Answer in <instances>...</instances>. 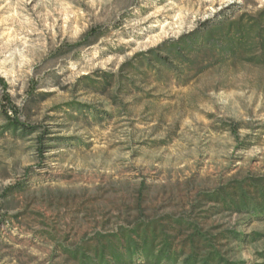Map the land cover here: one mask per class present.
<instances>
[{
    "label": "rangeland",
    "instance_id": "1",
    "mask_svg": "<svg viewBox=\"0 0 264 264\" xmlns=\"http://www.w3.org/2000/svg\"><path fill=\"white\" fill-rule=\"evenodd\" d=\"M226 19L252 34L225 58L162 51ZM139 231L178 264L191 239L264 264V0H0V264L112 259Z\"/></svg>",
    "mask_w": 264,
    "mask_h": 264
},
{
    "label": "trees",
    "instance_id": "2",
    "mask_svg": "<svg viewBox=\"0 0 264 264\" xmlns=\"http://www.w3.org/2000/svg\"><path fill=\"white\" fill-rule=\"evenodd\" d=\"M221 21L218 24H210L208 22L203 27L197 29L192 34L181 37L177 41L172 42L169 46L162 47V51L167 52L174 56V60L182 61L183 58L189 60H200L201 56L217 55L225 58V55L232 52L229 47L233 46V43L242 44L244 38L247 35H251L252 31H247L245 27L238 25L235 27V22ZM253 27H250V29ZM103 31L99 29L90 30L77 46H83L91 44L92 42L98 40ZM219 37V38H217ZM154 51H151L152 54ZM157 63L162 66H170L168 64L169 59H163L164 57L157 54L154 57ZM193 62V61H192ZM4 84V83H3ZM6 87V85H3ZM5 102L2 103V113L4 118L15 128L24 131H34L35 127L28 126L22 123L19 119V111L17 107L11 104L9 96H5ZM230 132L234 136H238L239 128L237 126H230ZM142 238L141 242L135 240L131 237L128 242L123 246V250L120 251L115 249L111 254L112 259H108V252H111V246L103 245L102 250H95L97 259L92 257L88 258V264H178L179 257L178 254L172 250V244L170 242H165L164 245H155V238L151 239L147 232L141 235V232L135 233ZM192 251L188 255H183V264H235L227 262L221 254L216 252H211L206 257L201 258V251L206 250L207 247H202L200 249L196 246L194 239L190 241ZM181 258V256H180ZM86 261L83 264L87 263Z\"/></svg>",
    "mask_w": 264,
    "mask_h": 264
}]
</instances>
